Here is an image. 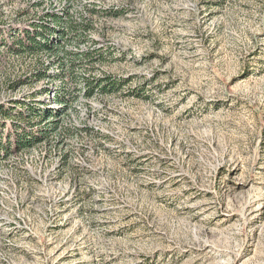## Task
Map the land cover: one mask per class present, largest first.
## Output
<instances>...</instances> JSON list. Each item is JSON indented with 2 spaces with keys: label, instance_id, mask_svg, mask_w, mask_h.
<instances>
[{
  "label": "rangeland",
  "instance_id": "rangeland-1",
  "mask_svg": "<svg viewBox=\"0 0 264 264\" xmlns=\"http://www.w3.org/2000/svg\"><path fill=\"white\" fill-rule=\"evenodd\" d=\"M63 10L65 50H96L76 85L118 86L0 159V264H264V0H0V106L61 108L58 79L11 90L33 61L7 43Z\"/></svg>",
  "mask_w": 264,
  "mask_h": 264
},
{
  "label": "trees",
  "instance_id": "trees-1",
  "mask_svg": "<svg viewBox=\"0 0 264 264\" xmlns=\"http://www.w3.org/2000/svg\"><path fill=\"white\" fill-rule=\"evenodd\" d=\"M92 13L97 14V11L93 10ZM86 27L85 21L82 19L77 21L70 15L68 10H63L62 12L52 11L45 13L38 19H34L33 23L21 33L10 36L11 41L9 44L7 43L10 55L20 59L29 57L33 61L31 67H28L25 77L15 79L13 86L11 83V90L16 91L24 85L58 79L59 86L53 92L54 100L61 108L59 110L46 107L41 109L34 98L31 100H13L10 106H0V130L6 127L5 121L11 119L14 132L13 135L3 137L0 131V159L7 158L13 151H28L33 148L31 146L36 142H41V140L44 142L47 139L49 130L46 128L42 129L41 124L49 119L59 118L68 114L72 108V102L79 96L90 98L96 93H109L117 89V83L109 76L86 78L81 81V85H76L77 79L73 78L75 77L76 61L73 57L77 56L82 61L92 62L96 50L87 49L78 53V55H72V53L65 50V40H68L69 36L78 29H85ZM83 42H85L84 39ZM43 56H47L50 59L42 60ZM55 67L60 70L58 74L51 73V70ZM46 87L48 86H45L43 92L46 91ZM74 90L78 93L75 99L70 96V93ZM19 121H26L30 126L24 129ZM57 125V120L52 121L49 124L50 131L56 132L58 129ZM36 126L40 128L37 131L38 134L33 129ZM13 136L15 137L14 143L17 145L14 150L11 149L12 147H10L9 143ZM40 137L41 139H39ZM68 154L64 153L60 160L64 172H68L69 176L73 178V176L76 177L78 174V168L71 165ZM72 180L76 182L75 179Z\"/></svg>",
  "mask_w": 264,
  "mask_h": 264
}]
</instances>
